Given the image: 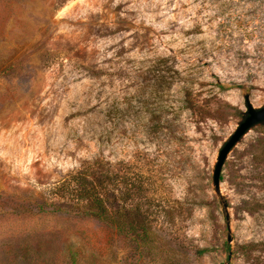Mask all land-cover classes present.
I'll use <instances>...</instances> for the list:
<instances>
[{"label":"rangeland","instance_id":"rangeland-1","mask_svg":"<svg viewBox=\"0 0 264 264\" xmlns=\"http://www.w3.org/2000/svg\"><path fill=\"white\" fill-rule=\"evenodd\" d=\"M247 100L264 0H0V264H264V125L213 183Z\"/></svg>","mask_w":264,"mask_h":264},{"label":"water","instance_id":"water-1","mask_svg":"<svg viewBox=\"0 0 264 264\" xmlns=\"http://www.w3.org/2000/svg\"><path fill=\"white\" fill-rule=\"evenodd\" d=\"M262 122H264V106L254 107L247 100V110L243 120L224 142L218 153L217 161L213 170V183L218 193H220L221 177L230 158L237 152L259 125H264Z\"/></svg>","mask_w":264,"mask_h":264},{"label":"trees","instance_id":"trees-1","mask_svg":"<svg viewBox=\"0 0 264 264\" xmlns=\"http://www.w3.org/2000/svg\"><path fill=\"white\" fill-rule=\"evenodd\" d=\"M264 123V122H262ZM84 177L81 173L80 175H76L74 181L80 182L76 186H82L78 191H80L79 195L74 197L76 200H84L87 205H89L88 214L100 219L102 221H108L111 218V212L107 205V201L105 200L104 196L98 191L97 186L89 187L85 184L84 181H80V178ZM228 249L230 245L227 244ZM224 264V263H220Z\"/></svg>","mask_w":264,"mask_h":264}]
</instances>
